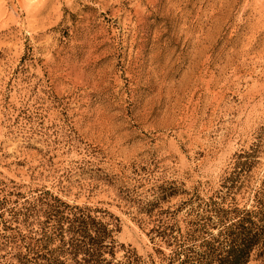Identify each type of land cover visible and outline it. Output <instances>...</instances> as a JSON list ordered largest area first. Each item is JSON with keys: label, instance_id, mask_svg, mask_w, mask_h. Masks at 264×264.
Instances as JSON below:
<instances>
[{"label": "rangeland", "instance_id": "rangeland-1", "mask_svg": "<svg viewBox=\"0 0 264 264\" xmlns=\"http://www.w3.org/2000/svg\"><path fill=\"white\" fill-rule=\"evenodd\" d=\"M258 199L264 0H0V264L75 206L118 259L201 264Z\"/></svg>", "mask_w": 264, "mask_h": 264}, {"label": "trees", "instance_id": "trees-1", "mask_svg": "<svg viewBox=\"0 0 264 264\" xmlns=\"http://www.w3.org/2000/svg\"><path fill=\"white\" fill-rule=\"evenodd\" d=\"M257 204L255 209L236 208V216L229 220L218 212L221 229L206 243L201 264H247L254 249L260 247L264 253V202L258 199ZM75 208L68 215L57 210L53 231L43 230L41 237H33L35 243L27 245L29 253L19 254L17 264H142L135 252L118 259L108 224ZM51 242L58 244L49 247Z\"/></svg>", "mask_w": 264, "mask_h": 264}]
</instances>
